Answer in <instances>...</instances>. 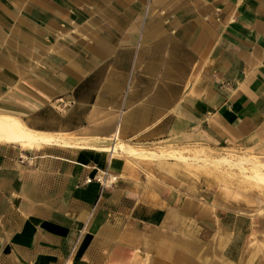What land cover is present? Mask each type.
Listing matches in <instances>:
<instances>
[{
  "label": "crops",
  "instance_id": "0c3cea01",
  "mask_svg": "<svg viewBox=\"0 0 264 264\" xmlns=\"http://www.w3.org/2000/svg\"><path fill=\"white\" fill-rule=\"evenodd\" d=\"M0 119V264H264L255 194L126 152L264 158V0H0Z\"/></svg>",
  "mask_w": 264,
  "mask_h": 264
},
{
  "label": "rangeland",
  "instance_id": "374dc122",
  "mask_svg": "<svg viewBox=\"0 0 264 264\" xmlns=\"http://www.w3.org/2000/svg\"><path fill=\"white\" fill-rule=\"evenodd\" d=\"M155 151L158 152L157 150ZM160 152L170 153L165 150H161ZM170 154L175 157H187L186 160L179 161L182 162L188 170L194 172L195 175L204 177L206 186L211 191L216 190L225 194L227 197L237 191L255 194L260 199L261 209L264 211V181L255 182L245 180L240 170L232 164L221 163V165L217 166L211 163L208 164L207 162L208 160L228 158L232 163L238 162L249 172H258L264 176L263 157H257L250 152L234 150H222L219 152L188 150L178 151L177 153L172 152Z\"/></svg>",
  "mask_w": 264,
  "mask_h": 264
},
{
  "label": "bare ground",
  "instance_id": "6f19581e",
  "mask_svg": "<svg viewBox=\"0 0 264 264\" xmlns=\"http://www.w3.org/2000/svg\"><path fill=\"white\" fill-rule=\"evenodd\" d=\"M25 139L37 140V137L34 136L31 132H21V133L15 132L12 129V124H10L7 121L0 119V140L20 141V140H25ZM126 152L130 153L135 158H150V159H154V160L165 159V158H175L178 160H186L187 159V157H175L174 155H171L170 153H157L155 151H144V150L135 151L132 149H127ZM207 162H208V164L211 163V164H214L217 166L221 165V163L232 164L240 170V172H241V174L245 180L255 181V182L264 181L263 174H260L258 172H249L241 164H239L238 162L232 163L228 158H223V159H218V160L217 159L216 160H208Z\"/></svg>",
  "mask_w": 264,
  "mask_h": 264
},
{
  "label": "built area",
  "instance_id": "2783aa9c",
  "mask_svg": "<svg viewBox=\"0 0 264 264\" xmlns=\"http://www.w3.org/2000/svg\"><path fill=\"white\" fill-rule=\"evenodd\" d=\"M117 142H118V138H117V136H114V138L112 140V145L110 147V152L113 154L116 153L112 149H114V147H116ZM108 177H109L108 172H100V176L97 179V181L101 182L104 186H106V182H107ZM88 182H91V180H88Z\"/></svg>",
  "mask_w": 264,
  "mask_h": 264
}]
</instances>
